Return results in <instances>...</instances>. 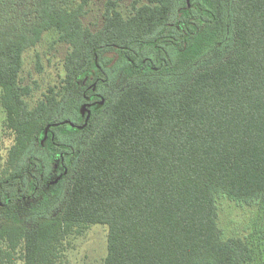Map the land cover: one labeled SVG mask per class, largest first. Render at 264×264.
I'll list each match as a JSON object with an SVG mask.
<instances>
[{
    "label": "trees",
    "instance_id": "16d2710c",
    "mask_svg": "<svg viewBox=\"0 0 264 264\" xmlns=\"http://www.w3.org/2000/svg\"><path fill=\"white\" fill-rule=\"evenodd\" d=\"M93 1L0 0V102L13 136L0 193H15L48 158L47 125L49 154L68 162L40 190L32 221L0 206V264H58L65 239L95 224L108 228L105 264H264V0H227L225 24L187 15L178 71L107 93L79 128L64 120L84 76L97 64L113 72L115 47L145 50L170 18V0L133 2L128 15L122 0H105L102 24L86 23ZM50 34L67 46L65 74L32 104L24 54ZM224 197L256 208L244 235H225Z\"/></svg>",
    "mask_w": 264,
    "mask_h": 264
},
{
    "label": "flooded vegetation",
    "instance_id": "af4514ba",
    "mask_svg": "<svg viewBox=\"0 0 264 264\" xmlns=\"http://www.w3.org/2000/svg\"><path fill=\"white\" fill-rule=\"evenodd\" d=\"M136 1V2H135ZM159 1V0H157ZM211 0H170L169 10L170 18L163 21L157 28L155 34L148 37V45L145 50H125L120 47L111 52L113 56L112 64L114 65L113 72L108 73L103 70L99 64L96 69L85 75L80 87V99L76 110L69 114L64 120V123H77L76 126L84 123H89L93 117L102 112L101 103L105 101L107 93L116 90L117 93L124 90L125 86L133 85L140 77L157 76L164 70L173 72L178 71V30L183 27L180 24L187 15H193L192 23L197 25L199 22L198 16L202 24L211 21L213 16H218L215 23L225 22L227 12V0H212L214 7H209L207 3ZM136 5L145 3L151 4L149 0H134ZM122 5V2H121ZM152 5V4H151ZM133 7V3L131 9ZM122 9V7H121ZM130 9V10H131ZM130 10H122L124 15L130 14ZM222 16V18H221ZM214 19V18H213ZM102 24V20H100ZM177 69H175L176 67ZM175 67V68H174ZM178 74V73H176ZM116 88L110 87L113 85ZM86 105L84 111L81 107ZM49 134L47 139L41 143L46 151L47 159H36L38 169L34 173H29L28 178L24 183H20L15 193H0V206L8 207L13 205L18 213L23 215L30 214L31 221L33 214L39 202V192L48 191L55 184L59 183L68 172V162L66 161L63 152L58 154V157L50 155ZM56 146V145H54ZM24 187V190H22ZM4 198V199H3ZM3 199V201L1 200ZM25 221H29V217Z\"/></svg>",
    "mask_w": 264,
    "mask_h": 264
},
{
    "label": "rangeland",
    "instance_id": "374dc122",
    "mask_svg": "<svg viewBox=\"0 0 264 264\" xmlns=\"http://www.w3.org/2000/svg\"><path fill=\"white\" fill-rule=\"evenodd\" d=\"M104 1L94 0L91 3L92 10L85 18L86 23L100 21ZM133 2L134 0H122V10H130ZM56 38L55 34H50L38 46L27 50L24 54L22 76L24 81L33 88L29 98L32 104L42 98L50 87L59 85L64 77L63 58L67 52V46L56 41ZM220 56L215 54L206 62H211L212 59H218ZM182 76L178 75V81L185 78V75ZM113 88L117 89V87ZM103 90L109 93L107 88ZM115 93H117L116 90L111 91V94ZM12 143L13 136L6 128V112L0 102V170L4 167L8 149ZM255 209L226 197L221 198L219 221L225 235H244L250 228L251 219L256 218ZM107 236L108 228L102 224H95L81 233L69 235L64 241V254L58 264H105ZM16 264H23V262L18 260Z\"/></svg>",
    "mask_w": 264,
    "mask_h": 264
},
{
    "label": "water",
    "instance_id": "95a60500",
    "mask_svg": "<svg viewBox=\"0 0 264 264\" xmlns=\"http://www.w3.org/2000/svg\"><path fill=\"white\" fill-rule=\"evenodd\" d=\"M101 103L103 104V103H104V100H102ZM85 108H86V105H83V106L81 107V110L84 111ZM69 124H70L71 126H73V127H79V128H83V127H85V126L87 125V123H84V124H82V125H78V126H76L74 123H69ZM49 129H50V125H47V126L45 127V130H44V137L42 138L41 143H43V142L47 139V136H48V133H49Z\"/></svg>",
    "mask_w": 264,
    "mask_h": 264
}]
</instances>
